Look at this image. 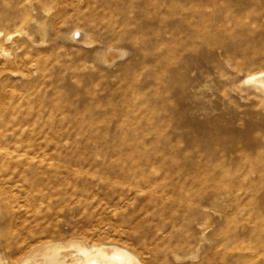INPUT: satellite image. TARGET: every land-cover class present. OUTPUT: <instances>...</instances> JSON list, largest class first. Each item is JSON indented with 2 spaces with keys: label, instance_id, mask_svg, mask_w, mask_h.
<instances>
[{
  "label": "rangeland",
  "instance_id": "374dc122",
  "mask_svg": "<svg viewBox=\"0 0 264 264\" xmlns=\"http://www.w3.org/2000/svg\"><path fill=\"white\" fill-rule=\"evenodd\" d=\"M0 33V264L70 241L264 264V92L247 80L264 0H0Z\"/></svg>",
  "mask_w": 264,
  "mask_h": 264
},
{
  "label": "bare ground",
  "instance_id": "6f19581e",
  "mask_svg": "<svg viewBox=\"0 0 264 264\" xmlns=\"http://www.w3.org/2000/svg\"><path fill=\"white\" fill-rule=\"evenodd\" d=\"M81 34L84 43H91V38L87 34L84 32ZM98 58L108 61L106 53ZM247 80L255 89L264 92V71L249 75ZM69 247L74 248L75 253H66ZM39 255L43 264H143L139 257L127 248L110 244L88 246L82 241L48 243L42 251L40 250ZM35 262L37 263V260L30 256L27 262L22 264H35Z\"/></svg>",
  "mask_w": 264,
  "mask_h": 264
}]
</instances>
